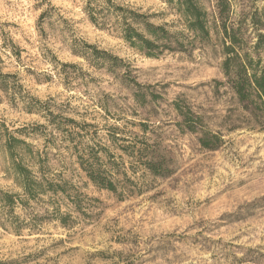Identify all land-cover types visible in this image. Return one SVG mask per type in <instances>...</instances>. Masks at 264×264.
I'll return each mask as SVG.
<instances>
[{"label": "clouds", "instance_id": "obj_1", "mask_svg": "<svg viewBox=\"0 0 264 264\" xmlns=\"http://www.w3.org/2000/svg\"><path fill=\"white\" fill-rule=\"evenodd\" d=\"M0 264H264V0H0Z\"/></svg>", "mask_w": 264, "mask_h": 264}]
</instances>
